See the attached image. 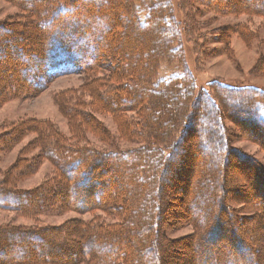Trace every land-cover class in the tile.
Masks as SVG:
<instances>
[{"label":"trees","instance_id":"16d2710c","mask_svg":"<svg viewBox=\"0 0 264 264\" xmlns=\"http://www.w3.org/2000/svg\"><path fill=\"white\" fill-rule=\"evenodd\" d=\"M7 1L22 10L25 20L14 28L0 23V60L16 70L13 80L0 78V102L40 91L61 74L84 73L89 79L83 89L90 97L71 93L61 99L71 129L107 133L93 113H110L119 120L121 137L136 145L104 150L74 144L45 123L15 126L0 135V146L9 148L34 127L39 148L54 167L46 183L29 190L12 183L34 169L32 164L1 178L0 209L37 217L70 207L116 218L115 223L95 219L60 227L0 225V264H170L172 244L163 229L170 220L169 198L194 227L192 252L181 258L185 264H259L254 241L249 244L239 226L260 215L237 212L248 202L231 200L224 170L234 159L247 163L249 175L264 179V164L230 145L226 123L264 152V89L214 79L197 90L195 77L183 65L172 0ZM227 1L235 12L264 17V0ZM214 7L230 11L227 5ZM22 29L36 34L29 46L18 40ZM161 62L183 69L159 80ZM256 69L264 72V63ZM184 158L193 163L188 161L191 168L183 171ZM105 174L121 186L103 193L110 186ZM181 183L175 201L173 192ZM249 206L261 214L264 199L257 197ZM217 235L222 242L211 248Z\"/></svg>","mask_w":264,"mask_h":264},{"label":"rangeland","instance_id":"374dc122","mask_svg":"<svg viewBox=\"0 0 264 264\" xmlns=\"http://www.w3.org/2000/svg\"><path fill=\"white\" fill-rule=\"evenodd\" d=\"M172 1L173 13L179 21L180 39L184 52L183 65L195 77L197 90L205 89L207 83L214 79L229 86L238 84L264 89V72L256 69V65L264 63L263 16L235 12V10H231L233 5L227 0H219V2L215 0L213 6L205 4L201 0ZM210 1L213 3L214 0ZM215 3L221 6L227 5L230 11H221V9L215 8ZM23 14L16 4L7 0H0V23L13 28L15 26L19 27L22 24L21 21L25 20ZM17 32L18 40L27 46L31 42L30 38L36 37L35 32L29 34L28 31L26 32L23 29ZM245 32L248 34L246 38L243 36ZM22 38L23 40H21ZM7 63L6 59L0 60V78L13 80V78H16V74H14L16 70L13 67L15 64L10 66ZM182 69L180 64L161 62L158 78L164 80L170 76L178 75ZM88 79L89 76L84 73L61 74L49 81L47 86L40 91H32L17 97L4 99L0 102V135L5 132L6 134L13 132L15 126H34L35 123H39V125L45 123L63 135L67 142L74 144H92L104 150L113 147L123 149L136 145L121 137L120 127H118L119 120L117 123L110 113H93L96 122L101 126L103 125L107 133H95L89 130L90 128H84L81 131L82 134H79L71 129L68 118L63 111L61 99L63 96L71 95V93L89 98L90 96L83 89V85ZM84 106V108L87 107V105ZM226 123L231 130L230 145L264 164V152L258 144L239 134L232 122L226 121ZM188 161H190L189 158ZM188 161L184 158L180 169L184 171L186 166H188V169L191 168L193 162ZM24 164H32L35 167L29 173L18 176V180L12 183L14 187L21 190L33 189L42 183H46L54 172L52 163L43 156L39 148L38 133L34 127L21 133L9 148L0 146V179L6 178L8 175L14 176L13 173L17 175L19 168ZM249 172L251 170L247 163H243L242 166L233 159L231 164L225 167L224 175L226 179L230 180L227 186H230L231 191H233L229 195L231 200L246 199V202H248V206L243 204L242 209L237 210V212L247 216L260 215L257 220L248 225L243 223L242 226L240 224L239 227L240 229L243 227V238L246 241L248 240L249 244L254 241V244H252L254 246H251L256 249L255 258L261 264V261L264 262V212L260 214L255 209L252 210L249 205L257 197L264 199V187L262 186L264 179L262 176L256 177L257 173L255 172L251 176ZM105 177L110 179V186H106L103 193L110 190L113 185L116 187L121 186L119 182L111 183V174H105ZM242 180L243 184L240 182ZM220 182L217 179L216 184ZM182 186H184L183 183H181L178 190L173 192L175 197L173 200L179 198L180 191L183 189ZM253 194H255V197ZM167 201H169V210L175 209L172 213L169 210L166 212L170 220L163 226L165 239L171 242V252H173V255L167 259H169L170 264H185L181 258L184 253L188 255L190 251L192 252L194 246L190 240L193 239L194 227L188 221H183L187 214H184L178 203L175 204L172 198ZM95 219L103 223H115L116 221L114 216L107 215L99 210L83 212L65 207L58 213L31 217L15 211L0 209V225L60 227L75 222L80 225L81 222H92ZM245 228H248L247 233L244 232ZM217 237L214 241H211L212 243L209 245L211 248L217 247L222 242L220 237H218L219 240H216ZM186 240L190 242L186 243ZM193 253L196 254V252ZM69 264H86V262L80 260Z\"/></svg>","mask_w":264,"mask_h":264}]
</instances>
